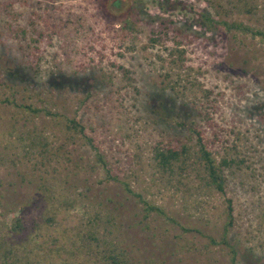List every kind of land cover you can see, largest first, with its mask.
Wrapping results in <instances>:
<instances>
[{"label":"rangeland","instance_id":"1","mask_svg":"<svg viewBox=\"0 0 264 264\" xmlns=\"http://www.w3.org/2000/svg\"><path fill=\"white\" fill-rule=\"evenodd\" d=\"M213 1L264 31V0ZM201 12L204 0H0V264H230L209 243L225 197L234 264H264V40L208 30ZM192 126L229 160L224 195L151 165L156 144L195 149ZM121 182L166 215L144 217Z\"/></svg>","mask_w":264,"mask_h":264},{"label":"trees","instance_id":"2","mask_svg":"<svg viewBox=\"0 0 264 264\" xmlns=\"http://www.w3.org/2000/svg\"><path fill=\"white\" fill-rule=\"evenodd\" d=\"M208 6L211 7L213 14L209 12L199 13L201 26L208 30L219 29L222 27L225 30L234 29L240 31H251L252 34L259 35L261 39L264 40L263 30H251L248 26L244 25L240 21H230L227 22L222 18V5L219 2L214 3L213 0H204ZM114 7L117 2H113ZM227 14V13H225ZM177 53L181 52L176 50ZM203 93H206L203 92ZM205 105V104H204ZM29 107V106H27ZM205 107L200 105L197 112L199 116L205 120L208 124L210 121L209 113L204 110ZM32 112H36L37 109L31 108ZM204 110V111H201ZM66 125L72 128L79 129L82 132V127L76 118L66 119ZM190 133L194 134V147L195 149H190L191 147L184 142H178V144H156L151 148V165L157 173L164 175L166 178H174L183 175L187 170H195L199 174V178L203 181V186L218 191L221 194H225V174L224 169L228 167L229 160L225 157H220L218 160L212 156V152L209 148L210 142L204 137L203 132L200 128L192 126L189 128ZM96 158L102 164H104L103 159L99 153H96ZM123 190L127 193L137 197L143 204L144 217L150 212H155L157 214L166 215L160 206L147 203L143 198L139 196L138 193L132 191L127 184L121 182ZM225 202V222L223 225V233L219 239L209 238V243L211 244H222L228 248L229 262L234 264V250L228 244L226 239V231L229 226L232 225V206L229 198H224ZM14 226L19 232L22 228V224L19 219L15 220ZM183 230H186L183 228ZM0 246L1 243H0ZM10 250L4 249L3 253L5 256H9ZM106 257L110 260L112 264H128L124 254L108 253Z\"/></svg>","mask_w":264,"mask_h":264}]
</instances>
